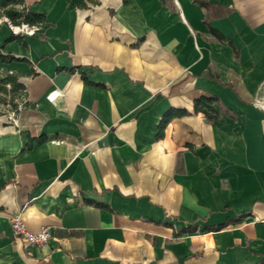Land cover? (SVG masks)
Instances as JSON below:
<instances>
[{
	"label": "crops",
	"instance_id": "0c3cea01",
	"mask_svg": "<svg viewBox=\"0 0 264 264\" xmlns=\"http://www.w3.org/2000/svg\"><path fill=\"white\" fill-rule=\"evenodd\" d=\"M97 1L0 0V264H264V0Z\"/></svg>",
	"mask_w": 264,
	"mask_h": 264
},
{
	"label": "trees",
	"instance_id": "16d2710c",
	"mask_svg": "<svg viewBox=\"0 0 264 264\" xmlns=\"http://www.w3.org/2000/svg\"><path fill=\"white\" fill-rule=\"evenodd\" d=\"M10 1L12 0H1V3L6 5ZM68 1L71 3L72 6L79 7V8H85V7H88L90 3L98 2L97 0H68ZM7 14L14 21H17V18H20V19L23 18V20L27 22H43L46 19V15L44 13L17 10L15 8L8 9ZM21 59L23 58L17 57L10 53H4L2 49L0 48V60L8 62L12 60H21ZM8 84L13 85V87H20L24 91L25 86L22 82L18 80V77L14 75L13 73L5 71V73L0 74V90H7ZM24 95H25V91H24ZM216 100L217 98L214 96L199 97L195 100L194 110L196 112H199V111L205 112L209 119L214 118V113L217 116H220L221 112L213 106V103ZM224 110L226 112H229V110L226 108H224ZM187 113H189V111L186 109L176 111V114L178 115H183ZM170 117H171V113L169 112L167 113L163 122L161 123L159 135H163L165 123L169 120Z\"/></svg>",
	"mask_w": 264,
	"mask_h": 264
},
{
	"label": "built area",
	"instance_id": "2783aa9c",
	"mask_svg": "<svg viewBox=\"0 0 264 264\" xmlns=\"http://www.w3.org/2000/svg\"><path fill=\"white\" fill-rule=\"evenodd\" d=\"M17 27H19V31L25 34H33L36 30L35 26L30 24H22ZM61 94V90L56 88L47 95V98L49 101H55ZM12 229L14 234L20 236L29 244L38 246L47 243L55 235L51 225H44L37 231L30 230L21 214L12 219Z\"/></svg>",
	"mask_w": 264,
	"mask_h": 264
},
{
	"label": "rangeland",
	"instance_id": "374dc122",
	"mask_svg": "<svg viewBox=\"0 0 264 264\" xmlns=\"http://www.w3.org/2000/svg\"><path fill=\"white\" fill-rule=\"evenodd\" d=\"M3 73L5 70L0 68V74ZM23 97L24 91L20 87H13V85L8 84L7 90H0V111L15 108Z\"/></svg>",
	"mask_w": 264,
	"mask_h": 264
},
{
	"label": "bare ground",
	"instance_id": "6f19581e",
	"mask_svg": "<svg viewBox=\"0 0 264 264\" xmlns=\"http://www.w3.org/2000/svg\"><path fill=\"white\" fill-rule=\"evenodd\" d=\"M17 29L19 28V27H16Z\"/></svg>",
	"mask_w": 264,
	"mask_h": 264
}]
</instances>
